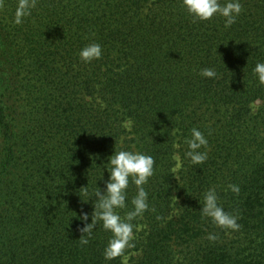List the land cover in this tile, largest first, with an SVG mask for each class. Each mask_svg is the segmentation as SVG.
Masks as SVG:
<instances>
[{"label": "trees", "instance_id": "trees-1", "mask_svg": "<svg viewBox=\"0 0 264 264\" xmlns=\"http://www.w3.org/2000/svg\"><path fill=\"white\" fill-rule=\"evenodd\" d=\"M240 2L226 29L219 16L194 22L182 0H37L16 25L17 0H5L0 264H264V85L253 74L264 62V0ZM91 43L102 57L86 64L79 52ZM204 68L217 77H202ZM194 127L208 140L202 165L184 157ZM119 150L151 155L154 175L149 210L132 221L135 247L106 260L112 234L98 221L81 245L79 216L91 223ZM210 188L239 217L238 232L201 216ZM135 195L130 182L122 218Z\"/></svg>", "mask_w": 264, "mask_h": 264}, {"label": "clouds", "instance_id": "clouds-1", "mask_svg": "<svg viewBox=\"0 0 264 264\" xmlns=\"http://www.w3.org/2000/svg\"><path fill=\"white\" fill-rule=\"evenodd\" d=\"M37 0H17L14 23L21 25L25 18L32 15V10L36 7ZM6 6L5 0H0V8ZM182 6L186 13L194 22H207L219 16L224 19V27L230 28L242 13V4L240 0H182ZM102 57V48L98 43H91L82 48L79 52V58L84 63H91ZM253 74L258 82L264 85V62H257ZM200 75L204 78L215 79L217 72L213 68H204L200 71ZM259 100L254 101L251 107L255 110ZM134 122L127 119L122 122L121 127L127 132L132 131ZM124 137L120 138L123 144ZM184 143L188 150L184 153V157L190 161L192 165H202L208 159V140L198 128L191 129L190 138H186ZM176 165L171 169L173 175L177 179V173L182 167L181 157L177 154L173 156ZM154 158L138 151L119 150L109 158L108 172L109 179L106 182L103 193L99 189L94 192L95 203L94 211L91 214V223H88L89 214L81 212L80 221L84 224L79 229L82 236L79 239L81 245H87L91 239L92 233L96 228L97 222H102L103 228L112 234L107 247L104 249V257L106 260H112L121 257L127 249L135 247L134 224L132 223L138 217L149 210L148 192L145 185L148 184L150 178L154 175ZM130 182L135 185L136 195L131 200L132 209L126 213L125 217H121L118 210L128 207L127 192ZM228 189L239 194L238 185L229 184ZM87 194V187L81 188ZM203 218H208L219 229L226 233L238 232L241 225L238 223V216L226 212L219 203V197L215 188H210L203 194V204L200 210ZM160 219V217H158ZM84 234H87L85 237ZM209 241H215L217 236L209 233L207 236Z\"/></svg>", "mask_w": 264, "mask_h": 264}, {"label": "rangeland", "instance_id": "rangeland-1", "mask_svg": "<svg viewBox=\"0 0 264 264\" xmlns=\"http://www.w3.org/2000/svg\"><path fill=\"white\" fill-rule=\"evenodd\" d=\"M258 106H260V103H258V104L256 105V108H257ZM256 108H255V109H256Z\"/></svg>", "mask_w": 264, "mask_h": 264}]
</instances>
